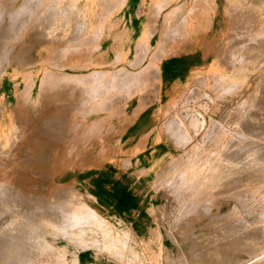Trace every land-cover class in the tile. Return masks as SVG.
<instances>
[{
	"label": "rangeland",
	"instance_id": "1",
	"mask_svg": "<svg viewBox=\"0 0 264 264\" xmlns=\"http://www.w3.org/2000/svg\"><path fill=\"white\" fill-rule=\"evenodd\" d=\"M0 16V264H78L88 248L108 264H264V0H0ZM107 31L109 72L68 64L69 56L88 57ZM188 38L204 46L207 61L171 103L166 91L176 79L156 75L160 56ZM118 99L130 104L117 113L127 137L149 112L135 110L132 122L139 102L163 110L160 125L174 121V136L158 130V140L133 142L138 154L155 144L170 152L148 164L154 174L124 184L134 194L123 219L148 220L140 238L133 224L90 206L87 184L64 173L69 159L52 158L71 149L69 133L76 150L121 151L123 141L99 142L114 129L104 126L105 110ZM244 108L250 116L239 119ZM249 153L258 160L238 168ZM167 164L173 173L162 172ZM200 174L210 183L190 184ZM249 242L260 251L248 253Z\"/></svg>",
	"mask_w": 264,
	"mask_h": 264
},
{
	"label": "crops",
	"instance_id": "2",
	"mask_svg": "<svg viewBox=\"0 0 264 264\" xmlns=\"http://www.w3.org/2000/svg\"><path fill=\"white\" fill-rule=\"evenodd\" d=\"M126 2H129V0H124V3ZM145 23L146 22H142V25H138V26H142L141 28L138 27L139 30L145 31V27H144L146 25ZM44 24H45L44 28L46 29L49 23L45 22ZM106 33L107 34L105 36L103 33L98 43L97 49L92 53H90L88 57L78 62L77 56L76 57L69 56V59H67L69 61L68 64L70 66L74 65L84 69L90 67L92 68L91 71L94 70L95 68H102L107 72H109V70L105 68H107V66H109L111 62H113L114 57L112 58L111 61L109 54V46L107 47L105 46L106 42L109 41L108 31ZM88 37L89 34H87L85 37L81 39H78L75 43L77 44L78 47H84L86 46L89 39H91V37L90 38ZM190 37H193V34ZM190 39L191 38H188L183 42L184 44L182 45V48H180L178 52H173L169 55L160 56V65H159L160 69L156 72V75L164 79L166 78L172 80L176 79L174 82H172L168 91H166V94L168 95V101L171 103L173 102L174 96H176L177 94L180 93V91L188 87L190 79L195 75V73H197L198 71L204 68L205 66L204 64L207 61L204 56V46L200 44L199 41L197 43H194L191 42ZM56 41L58 40H55V42ZM64 41L66 43V40ZM159 43L156 47L155 54L157 53L156 51L158 49ZM62 49L63 47L55 48L54 55L56 58L59 55V51L61 52ZM6 56H7V60H9V55ZM59 57H61V55H59ZM136 58H134L131 61V63L136 61ZM100 59L104 60L105 63L96 66L94 64L96 63L95 61ZM67 60H63V61H67ZM120 61L121 60H119V62ZM78 64L80 65L78 66ZM8 66L9 64L5 65L6 72ZM121 69H123V67H121L116 71H119ZM59 71L61 73L68 72L66 68L64 69V71L66 72H62L61 70ZM91 71L85 72L83 74H87ZM66 74L71 75L70 72ZM43 78L41 83L43 82ZM119 101H124V99H118L116 102L111 104L107 110H105L108 117L104 123L105 124L104 126L108 125L109 127H113L114 129L111 130L112 135L107 134V136L102 137L103 139L99 142H107L111 145L123 141L121 144V151L100 150V149L84 150V151L76 150L74 146L72 147V143L77 142V136L73 135L72 133H69L70 139L67 141V143H69V147L71 149L66 151H61L59 152L58 155L53 156L52 158H55L56 160L69 159V161L65 162V165H67L66 168H68V170L64 173L66 175H70L71 180L73 179L77 180L81 178V180L84 181L82 183L87 184L85 190L90 191V193L93 195L91 199L95 201V203L98 206H100L106 212V214L110 215L111 213L113 214L112 216H114V218H116L118 221L122 220L124 223L128 222L130 224H133L132 229H134L135 232L134 236L136 238L137 237L140 238L147 233V231H142L140 229L143 225L147 227L148 220H146V218H140V217H136L135 219H130V220H128L127 218L125 220L123 219V215L126 216L125 215L127 211L126 204L129 203V201L132 199V195L134 194V192L131 191V189H127L126 192L124 184L126 183L129 186L136 182V180L135 182L133 181L132 174H136L140 176L142 175L150 176L154 174L157 171L158 167L148 166V164L151 163L153 159L165 160L170 155V152L167 151L166 146L164 144H155L154 146L156 147L150 148L147 156L145 154H138L139 151L137 147L138 143L134 144L133 142H138L139 139L145 135H152L154 140H158L161 137V134L157 132L158 130L165 131V133L169 132L170 135L174 136V129H173L174 121L169 120L167 121L168 122L167 124L160 125V120L162 119L163 116V110L162 109L151 110L146 107L147 104L146 105L144 104L142 108H139V105L141 103L139 102L136 106L132 107V116H133L132 122L135 119V116L133 115L135 110L146 111V112L149 111V112H147L144 116L138 117L137 122L132 123V129L139 125V127L135 129L134 132L137 134L135 138H133L132 136L127 137L125 131L119 130L117 128V126L121 125L119 124V119H118L120 115H117V113L119 111H126L128 107L130 108V104L129 106H127L125 102H119ZM66 110L70 111V120H69L70 124L73 123L74 121H77L76 119H74V117H72V113H71L72 108H67ZM110 111H112V113H110ZM92 121L94 122L96 121V119H92ZM65 125L67 127V124ZM116 132L123 133L121 140L119 139V136L118 134H116ZM78 159H84V161H81L79 163L77 161ZM126 159H132V160L136 159L132 161V164L129 167H132V165H136L138 168L135 169L134 171L130 170L131 171L130 172L128 170L129 167H126L124 165V160ZM79 164L81 166L80 169H79ZM168 165L169 164L164 166L165 168L162 170V172L173 173L172 170L173 167ZM54 169L56 170V168ZM159 177H161V181L162 182L165 181V183L169 182L170 180L171 181L174 180V178L171 179L167 175L165 176L163 175ZM147 179L148 178H145L144 180ZM74 183L77 184L79 183V181L78 182L74 181ZM74 183L70 181V185H74ZM182 206H187V203L184 202ZM98 251L100 250L96 251L95 249L92 248H88L86 250L80 251L77 254L78 264H108L110 261L109 258H105V256H101L102 254H100Z\"/></svg>",
	"mask_w": 264,
	"mask_h": 264
},
{
	"label": "bare ground",
	"instance_id": "3",
	"mask_svg": "<svg viewBox=\"0 0 264 264\" xmlns=\"http://www.w3.org/2000/svg\"><path fill=\"white\" fill-rule=\"evenodd\" d=\"M1 17V16H0ZM2 64V63H1ZM0 64V65H1ZM2 69V68H1ZM243 102H247L246 101V99H243L242 100ZM252 103V102H251ZM1 108V107H0ZM2 112V111H1ZM248 116H250V114L249 115H247V109L246 108H244L240 113H238V118L239 119H245V118H247ZM7 132V131H6ZM8 133V132H7ZM9 134V133H8ZM5 149L8 147H6V145L5 146H3ZM255 148L256 147H254V151H255ZM4 149V150H5ZM9 149V148H8ZM2 150V149H1ZM247 156H250L251 158H245L244 160H240V161H238V163H237V167L238 168H246V167H248V166H250L251 164H253L254 162H256L257 160H258V158H259V156H258V154H252V153H249ZM4 157V156H3ZM8 160V159H7ZM1 162H2V160H0ZM224 163H223V165L225 164V161H223ZM11 164V163H10ZM8 165V164H7ZM6 166V165H5ZM10 166V165H9ZM223 173L225 174L226 172L223 170ZM223 174V175H224ZM223 175H222V177H223ZM211 177V176H210ZM210 177H208V176H206L205 174L204 175H199L198 177H196V178H192L191 179V181H190V184L192 183V184H196V185H198V186H201V185H204V184H206V185H208L207 183H210ZM213 177V176H212ZM216 179L218 180V176H216ZM2 181V180H1ZM210 188V187H209ZM199 200H201V199H199ZM54 203V202H53ZM89 204H90V206H93V207H96V210H101V207L100 206H97L96 205V203H95V201H93L92 199L91 200H89ZM198 204V203H197ZM196 204V205H197ZM44 207V206H43ZM185 208H186V206L184 207L183 206V209H184V211H186V210H190V209H187L186 208V210H185ZM90 209V208H89ZM93 212H95L94 210H93ZM263 212H264V209H263ZM263 212H262V214H263ZM61 213V212H60ZM86 214V213H85ZM80 218H82V219H80ZM87 219L88 218H85V216L84 217H78L77 218V221H79V222H83V223H86L87 222ZM76 221V222H77ZM79 222H78V224H79ZM93 222V221H92ZM94 223V222H93ZM97 223V222H96ZM18 224H20V223H18ZM76 224V223H75ZM81 224V223H80ZM98 225V224H97ZM98 226H100V223H99V225ZM97 226V227H98ZM102 226V225H101ZM54 227V226H53ZM76 227V226H75ZM93 227V226H92ZM262 227H263V230H264V220H263V222H262ZM71 228V227H70ZM245 228V227H244ZM68 230V229H67ZM105 230V229H104ZM86 232V231H85ZM55 234V233H54ZM127 235H129V234H127ZM109 237V236H108ZM80 241V240H79ZM47 242V241H46ZM96 242V241H95ZM98 244V243H97ZM46 245V244H45ZM96 246V245H95ZM105 246V245H104ZM36 247V246H35ZM106 247V246H105ZM108 247V246H107ZM244 247H245V249H246V251L248 252V253H254V252H258V251H260V247L258 246V245H255V244H253L252 242H249V243H246L245 245H244ZM33 248H34V246H33ZM262 248V247H261ZM114 249V248H113ZM262 254V253H261ZM257 255V254H256Z\"/></svg>",
	"mask_w": 264,
	"mask_h": 264
}]
</instances>
